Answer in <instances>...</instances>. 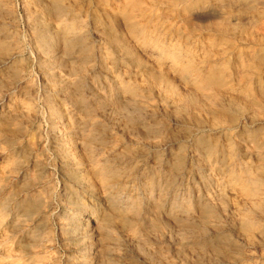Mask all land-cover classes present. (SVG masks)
Listing matches in <instances>:
<instances>
[{"label":"rangeland","instance_id":"1","mask_svg":"<svg viewBox=\"0 0 264 264\" xmlns=\"http://www.w3.org/2000/svg\"><path fill=\"white\" fill-rule=\"evenodd\" d=\"M64 3L74 9L75 17L66 16L63 21L55 23L54 28L85 32L95 56L93 62L82 66L71 62L67 68L77 67L83 75L94 65H102V76H96L100 80L96 86L100 93L104 92L105 86L111 85H116L124 98H130L131 91H134L141 108L151 110L166 121L169 112L178 113L180 101L195 94L193 81L197 74L207 73L214 67L215 70L225 68V75L232 86L241 84L245 87L249 82L255 100L264 107V28H261L264 26V0H64ZM127 3L133 4L135 9L123 14L118 9ZM0 5L10 14L0 18V28L5 33V39L0 40V61L16 53L14 60L9 62L8 75L3 77L0 74V264H7L4 257L8 255V239L14 240L11 245L16 256L25 254L24 258L18 257L21 264H93L94 245L101 239L96 236L103 233L95 229L88 217L89 211L97 219V226L108 217L113 225L110 240L101 239L103 253L119 264L140 263L134 248H129L120 237L121 231L125 230L120 226L119 213L105 204L110 194L105 190L97 167L109 159V153L115 149L139 159L142 163H137L130 170L121 169L120 174L123 178L120 182L127 186L121 189L123 196L134 200L140 197L136 194L140 185L137 178L152 167L149 152L114 131L107 118L98 112L67 115L69 106L53 93L49 81L38 67L33 33L26 24V17H31L34 12L30 0H0ZM119 17L127 20L132 29L115 27V18L118 20ZM109 19L112 20L111 25ZM91 20H99L103 30L96 32ZM169 54L174 57H169ZM184 68H188L190 73L184 74ZM51 75L56 80L60 77L69 82L81 80V75L67 78L64 70L52 71ZM49 102L58 114L57 119L51 114ZM190 107L193 112L189 110L187 114H192V126H202L203 122L205 126H213V115L201 114L195 104ZM4 114L8 116L4 117ZM77 118L89 129L96 127L104 140L92 154L95 167L89 166L86 162L88 155L83 154L75 140L69 137L70 123ZM168 134L169 138L181 137L184 131L181 129ZM58 145L63 154L61 158L55 156ZM114 183L118 184L117 181ZM30 196L38 200L37 209L30 215H24L17 203ZM93 200L94 206H91ZM70 208L82 212V224L71 223L73 211ZM24 230L30 232L31 244L25 243L26 247L18 250L23 246L19 244L24 242L18 237ZM196 249L191 248L187 253L197 257L199 250ZM17 251L24 252L17 254ZM167 255L169 264H179L174 252L169 250Z\"/></svg>","mask_w":264,"mask_h":264},{"label":"bare ground","instance_id":"2","mask_svg":"<svg viewBox=\"0 0 264 264\" xmlns=\"http://www.w3.org/2000/svg\"><path fill=\"white\" fill-rule=\"evenodd\" d=\"M30 3L34 12L31 17H26V24L33 33L38 67L49 81L53 93L60 96L69 106L67 115L73 112H81L84 115L98 112L107 118L108 124L114 131L127 137L134 144L142 146L145 152H149L152 167L148 171H143L137 178L140 185L136 194L140 197H134V200L123 196L122 190L127 186L120 182L123 179L120 174L121 169L135 168L137 163L141 162L138 161L139 159L115 149L109 153V159L97 167L105 190L110 194L105 204L119 213L120 226L125 230L121 231L120 237L124 238L127 246L134 248L140 257L138 264H169L167 257L169 250L180 260L179 264H264V132H261L264 130V107L255 100L251 84L247 82L245 87L240 86L241 84L236 87L235 84L234 87L225 75V68L215 70L216 68L213 67V70L197 74L195 79L193 78L195 94L181 99L178 113L174 114L173 107H170L173 112L167 110L169 113L165 121L151 113V110L149 112L141 108L135 100L134 91H131L130 98H124L119 88L111 85L105 86L104 92L100 93L96 88L100 80H97L96 76H102V65L96 64L91 70L86 66L88 71L83 75L82 70L77 67L67 68L71 62L79 63L81 66L93 62L95 56L85 32L76 29L71 32L60 31L54 28L55 23L63 21L66 16L72 19L75 17L74 9L66 6L64 0H30ZM133 7H135L133 4L127 3L118 10L123 14H129L135 9ZM3 15L10 16L0 5V18ZM111 21L110 19L108 21L110 25ZM101 24L99 20L94 21L96 32L99 31L98 29L103 30ZM114 24L115 27L126 29L128 26L129 30L132 29L127 20L121 17L118 20L115 18ZM3 39L5 33L0 28V40ZM15 54L5 61H0V74L3 77L8 75V65L11 59L14 60ZM169 57L174 56L169 54ZM250 58L253 60L252 57ZM241 69L243 70V67ZM56 70H64L67 78L81 75V80L69 82L62 80V77L56 80L51 75V72ZM183 70L184 74H188V68ZM193 104L198 106L201 114L213 115V126H208L209 124L205 126L204 122L202 126L195 124L194 127L192 126V114L187 112L191 111L190 106ZM49 108L53 118L57 119L58 114L52 109L50 102ZM7 116L4 114V117ZM193 117L197 118L196 115ZM225 119L229 122L227 123ZM86 125L78 118L73 119L69 126V137L75 140L83 154L88 155L86 162L89 166L95 167L92 154H95L97 147H100L104 140L96 127L89 129ZM181 129L184 131L181 137L167 136L169 132L172 134V132H180ZM60 147V145L56 147L55 156L61 158L63 154ZM103 148L107 149V147ZM37 205L38 200L35 196L27 197L17 203V207L24 215L33 213ZM91 206H94V200ZM72 211L71 223L82 224L84 222L82 212L77 208ZM89 212L87 216L93 221L95 229L103 233L96 237L110 240L114 228L109 217L97 226V219L91 211ZM18 238L21 242L24 241L23 244H19L23 246L18 250H23L22 247H26V244L32 240L30 232L25 230ZM97 238L94 241H97ZM101 239L94 245L96 250L93 264H119L103 253L101 248L104 246L101 244ZM6 241L9 250L4 260H7V264H21L18 257L22 255L16 256L15 249L13 250L11 245L14 240ZM191 248L199 250L197 257L187 253ZM27 251L29 250L26 249Z\"/></svg>","mask_w":264,"mask_h":264}]
</instances>
